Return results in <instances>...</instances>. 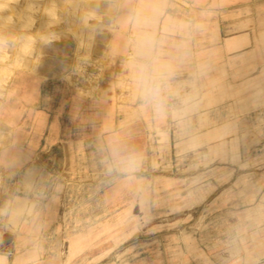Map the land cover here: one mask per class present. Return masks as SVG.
Here are the masks:
<instances>
[{"label": "rangeland", "instance_id": "1", "mask_svg": "<svg viewBox=\"0 0 264 264\" xmlns=\"http://www.w3.org/2000/svg\"><path fill=\"white\" fill-rule=\"evenodd\" d=\"M9 16L12 21H5V26L12 23V29L23 35L25 42L14 52L0 54V103L5 99L16 72L25 71L45 79L56 70L66 74L68 81L81 92L88 95L98 92L96 107L99 116H105L104 108L111 103L116 107L134 105L130 75L125 76L129 78L127 81L121 82L123 67L118 59L127 57V51L124 55H116L121 51V36L116 37L112 51L109 49V31L97 34L90 48H82L81 40H87L88 31L81 26L79 14L74 15L65 7V0H12L10 7L0 12V18ZM52 34L57 39L44 43ZM210 38L216 40L217 35L211 34ZM229 41V45L235 47L241 44L242 37ZM85 54L90 60L81 75L75 71V66L78 57ZM209 54L213 71L202 86L206 88L202 106L217 105L224 98L231 97L234 106L244 107L253 92L263 111L260 107L252 114L247 111L238 117L236 123L231 119L216 122L220 116H232L228 101L210 113V119L215 122L210 120L208 127L195 118L197 146L193 149L185 145V139L174 129L156 131L147 115V122L142 126L137 122L135 112L125 114V110L115 108L117 119H134L128 128L131 132H137L138 128L145 130L146 136H154L153 143L158 146V166L154 162L145 164V202L151 209L146 210L145 215L134 216L140 218V222L144 220L145 225L130 226L133 232L123 245L129 249L130 256L123 261L115 256L116 264H157L158 261L162 264H245L247 248L238 257H228L226 237L251 208L264 203V90L262 97H257L253 88L225 80L226 69L218 63L222 51L216 49ZM107 63L111 65L107 66ZM113 77L118 81L107 82ZM222 81L231 85L230 96L223 97L220 89L213 90V86ZM14 89L20 98L11 102L18 104L22 117L29 120L35 116L31 112L25 115L27 109H45V81L32 86L15 83ZM3 127L0 122V128ZM160 132L166 134L162 140L157 139ZM100 181L116 182L118 178ZM2 183L0 168V189ZM189 192L192 195L188 201L192 200V205L182 210L180 208L185 205ZM156 202L160 209H153ZM159 213L161 217L153 219V214L159 216ZM223 258L227 260L219 263ZM106 260L99 264H105Z\"/></svg>", "mask_w": 264, "mask_h": 264}, {"label": "crops", "instance_id": "2", "mask_svg": "<svg viewBox=\"0 0 264 264\" xmlns=\"http://www.w3.org/2000/svg\"><path fill=\"white\" fill-rule=\"evenodd\" d=\"M170 3L177 17L196 21L203 26L195 42L196 49L200 51L197 52L199 57L209 59L211 51H222L218 63L226 69L225 80L264 83V0H170ZM127 32V27L111 32L110 51L116 37H122L121 51L116 53L117 56L127 51ZM211 34L217 35L216 40L210 38ZM238 36L242 37L241 44L231 47L229 39ZM242 52L244 55L240 54ZM118 60L123 67L124 79L121 78V82H125L129 79L125 76L130 75L126 69V57L121 56ZM242 67L247 70L241 73ZM116 77L107 82L118 81ZM42 81H45V109H27L25 115L28 112L35 114L33 119L28 120L22 117L18 104L11 102L12 99L20 98L14 85L20 82L32 86ZM10 84L5 99L0 103V122L14 132L22 151L33 153L38 165L59 174L63 187L55 203H46L44 207V230H34L27 221L19 223L15 235L3 233L0 250L13 252L10 264H99L103 259H107L105 264H116L115 256L122 261L128 258L129 249L123 245L130 240L133 232L130 226L137 228L145 225L144 220L140 222V218L134 216L145 215V211L151 209L145 202V164H158V146L153 143L154 136H146L145 130L138 128L137 132H131L128 128L134 119H117L115 108L125 110V114L135 112L137 122H141L142 126L146 121L145 115L139 114L135 105L116 107L111 103L104 108L105 116H99L96 107L98 92L90 95L81 92L68 81L66 74L56 70L45 76V79L18 71ZM203 90L204 96L206 88L203 87ZM228 101L232 116H220L216 122L231 119L236 123L238 117L247 111L252 114L259 107L263 111L251 92L244 107L234 106L231 97L224 98L217 105H203L196 117L197 122L208 127L210 113ZM17 102L21 105L19 100ZM151 125L156 131L171 128L166 124ZM163 135L160 132L157 139L162 140ZM112 136L120 137L127 146L138 149L143 155V167L134 179L117 176L116 182H99V179L107 177L101 163L103 154L97 149ZM185 145L189 146L186 140ZM2 172L0 205L14 195L18 202L27 204L28 201L23 198L25 189L21 187L19 177L10 179L3 168ZM191 195L192 192H189L185 205L180 209L192 205V200L188 201ZM155 204L158 202L154 203L153 209H160ZM135 210L139 211L138 214L134 213ZM153 215V219L161 217V214ZM157 264H162V261Z\"/></svg>", "mask_w": 264, "mask_h": 264}, {"label": "clouds", "instance_id": "3", "mask_svg": "<svg viewBox=\"0 0 264 264\" xmlns=\"http://www.w3.org/2000/svg\"><path fill=\"white\" fill-rule=\"evenodd\" d=\"M11 3L12 0H0V12ZM65 7L79 14L81 26L88 31L87 40H81L82 48H90L99 33H115L127 27L125 64L136 111L153 123L168 125L194 149V120L203 104L202 86L213 71L210 60L199 57L195 46L203 26L177 17L170 0H65ZM5 21H12V17L0 18V54L14 52L25 42L23 35L12 29V23L5 26ZM55 39L52 34L43 42ZM89 60L88 54L79 56L75 71L82 75ZM18 143L10 128H0V168L10 179L19 177L25 189L23 198L28 201L20 203L14 195L0 205V244L4 232L15 235L18 224L25 221L34 230L43 231L44 207L55 203L63 187L58 173L38 165L36 156L22 151ZM97 151L103 154L101 163L107 178L134 179L144 164L140 151L127 146L118 136L109 138ZM245 248V264H262L264 203L251 208L226 237L230 256H240ZM12 257L11 250H0V264H10Z\"/></svg>", "mask_w": 264, "mask_h": 264}, {"label": "bare ground", "instance_id": "4", "mask_svg": "<svg viewBox=\"0 0 264 264\" xmlns=\"http://www.w3.org/2000/svg\"><path fill=\"white\" fill-rule=\"evenodd\" d=\"M243 53L244 52H242L240 54L244 55ZM240 72L242 73V72H244V70L241 68ZM241 84H244L247 87L253 88V90L255 91L256 96L257 97H260V96L262 97L261 92L264 90V88H262V86H264L263 82H261V81H242V82H240V85ZM218 89H220L223 92V95H224L223 97L231 95V85L227 81H222V82H220V83H218V84L213 86V90H218ZM262 101H263V104H264V98H262ZM228 257H231V256L229 255ZM226 260H227V258H225V259L223 258L222 260L219 261V263H222L223 261H226ZM262 264H264V263H262Z\"/></svg>", "mask_w": 264, "mask_h": 264}]
</instances>
